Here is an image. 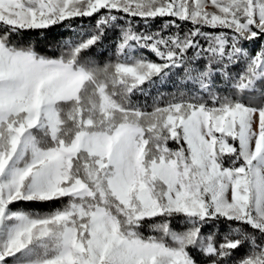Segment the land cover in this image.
<instances>
[{
	"label": "snow or ice",
	"instance_id": "obj_1",
	"mask_svg": "<svg viewBox=\"0 0 264 264\" xmlns=\"http://www.w3.org/2000/svg\"><path fill=\"white\" fill-rule=\"evenodd\" d=\"M0 264H264V0H0Z\"/></svg>",
	"mask_w": 264,
	"mask_h": 264
}]
</instances>
